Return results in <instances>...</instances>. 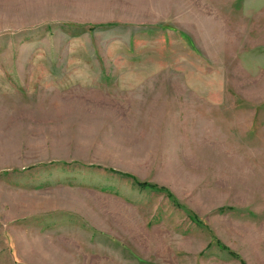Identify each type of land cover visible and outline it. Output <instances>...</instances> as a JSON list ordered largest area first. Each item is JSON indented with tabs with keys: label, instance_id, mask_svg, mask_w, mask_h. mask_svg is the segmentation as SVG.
Masks as SVG:
<instances>
[{
	"label": "rangeland",
	"instance_id": "1",
	"mask_svg": "<svg viewBox=\"0 0 264 264\" xmlns=\"http://www.w3.org/2000/svg\"><path fill=\"white\" fill-rule=\"evenodd\" d=\"M0 264H264V0H0Z\"/></svg>",
	"mask_w": 264,
	"mask_h": 264
},
{
	"label": "trees",
	"instance_id": "2",
	"mask_svg": "<svg viewBox=\"0 0 264 264\" xmlns=\"http://www.w3.org/2000/svg\"><path fill=\"white\" fill-rule=\"evenodd\" d=\"M138 184V186L139 187H141V188H144V187H154V188H156V186H154V185H150V184H148V183H146V182H144V183H137ZM163 189V188H162ZM162 189H160V190H162Z\"/></svg>",
	"mask_w": 264,
	"mask_h": 264
}]
</instances>
